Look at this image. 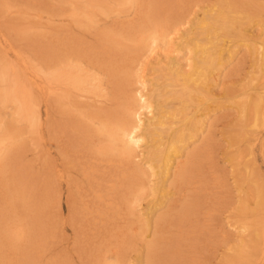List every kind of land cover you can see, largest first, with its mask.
Here are the masks:
<instances>
[{
	"label": "rangeland",
	"instance_id": "obj_1",
	"mask_svg": "<svg viewBox=\"0 0 264 264\" xmlns=\"http://www.w3.org/2000/svg\"><path fill=\"white\" fill-rule=\"evenodd\" d=\"M156 15L166 32L154 42ZM263 17L264 0H0V264H249L245 226L264 232V100L258 114L242 105L264 98ZM112 30L134 62L121 99L99 67ZM68 41L89 54L86 80L72 89L75 113L48 116L34 81ZM143 78L153 111L141 115V147L117 145L131 153L119 164L104 127L79 113L98 123L115 98L137 110L130 88ZM72 119L89 150L64 146ZM177 128L192 129L177 154L183 178L158 167Z\"/></svg>",
	"mask_w": 264,
	"mask_h": 264
},
{
	"label": "bare ground",
	"instance_id": "obj_2",
	"mask_svg": "<svg viewBox=\"0 0 264 264\" xmlns=\"http://www.w3.org/2000/svg\"><path fill=\"white\" fill-rule=\"evenodd\" d=\"M225 11H227V10H225ZM137 13H140V12L138 11ZM260 13H262V12H260ZM82 16L84 17V14H82ZM156 17H155L156 25H154V27H151V29H150L151 32H150L149 36H147L154 42H156L157 40H160V39H164L165 32H166V30L163 27V24H161L162 20L161 19L159 20V18L161 16L156 15ZM226 18L224 17L225 20H226ZM230 18H232V17H230ZM248 19H249V17H248ZM259 19L261 22V18H259ZM134 20H135V18H134ZM239 20H240V18H239ZM227 23H229V22H227ZM246 23H247V21H246ZM236 24L237 23L235 22L233 25L236 26ZM227 26H228V24H227ZM242 27L243 26H241V28ZM133 29H134V25H133ZM217 29H219V28H217ZM130 30H132V29H130ZM112 31H113L112 38H110V40L109 39L106 40L104 48H103V53L107 57V59L100 62L99 67L104 72H106L105 75L109 78V80L112 81L111 83H112V85H114V89L116 87L117 89L120 90L119 95H118V97H119L120 95L124 94L125 90H126V78L124 75H121V73H122V71H132V66L134 67V65H133L134 62L132 61V59L130 60L131 57L129 59L126 57L119 58V55H118V49H119L118 43L119 42H117L116 39H113L114 38L113 36H115V34L118 35V33H117L118 30H112ZM138 31L140 33H143V31H141V29H138ZM121 37H123V35ZM64 44L66 47H64L63 50L60 51L59 47L56 46V48L54 50H52L50 53V60H51V64H50L51 67L50 68L51 69H49V70L51 72H49L48 79L44 80L42 77H40L41 75L37 74L36 77L37 76L38 77H37L36 81H34V84L37 88L36 91L38 92L37 94L39 96L38 98H40L42 100L46 99V101H47L46 110H47L48 116L50 115V107L51 106H53L55 109L57 108L58 110H61V109H59V107L62 105L63 109L68 110L69 113H71V114L75 113L74 111L77 110L76 109L77 103L73 102V100H72V95H71V94H73L72 89L73 88L75 89L76 87L81 86L82 85L81 81L83 79L86 80V77L84 76L85 69L82 67V65L79 63V61L83 57H85V56L87 57L89 54L86 53L84 50H79L77 48V46L76 47L71 46L69 41H68V43L65 42ZM121 46L122 45H120V47ZM92 50H94V49L92 48ZM106 57H104V58H106ZM261 57L264 58V55H262ZM115 59H118V60L121 59L120 61H118L119 65L116 64L117 62L115 64H113V60H115ZM208 60H209V58H208ZM261 60H262V58H261ZM109 71H111V72H109ZM47 72H48V70H47ZM180 72L181 71H179V73ZM185 74L186 73H184V75ZM187 74H189V71ZM187 74L185 76L183 75L184 76L183 78L187 79L188 78ZM191 75H193V74H191ZM195 75L197 76V74H195ZM198 75H200V74L198 73ZM44 76H45V74H44ZM202 76L204 77V75H202ZM202 79H204L205 82L207 80H209V79H207V76H205ZM18 81L19 80H16V81L14 80L12 82L13 84H12L11 89L15 90V93H16L15 95L21 97L20 94L22 95L25 90L18 92V88H22V86H23V85L22 86L18 85L19 84ZM193 81H194V83H196L198 81V79L196 78V80H195V78H194ZM98 82H100L98 79L94 80V83H98ZM140 83L141 84L138 85V87L136 86L134 89L130 88V90L132 91V94H130V95L134 94L135 98L138 97V99L140 100V106L138 107L137 110L136 109L133 110V103L130 104L127 101H125L124 99H123V101H118L115 98L116 102H114V103H115L116 107L115 108L113 107L114 109L110 108L111 110L107 109V111H105V112L103 111V109L101 111L100 110L98 111V113H99L98 121L100 123L99 122L97 123L94 120H92L89 115H84V117L82 118V114L79 113V118L85 119L86 122L90 121L92 123V125L95 126L96 131L101 129V125L104 127V129H105L104 130V132H105L104 139L109 141L108 142L109 145L112 146V149L109 151L108 156L111 157L112 155H114L115 151L118 152L119 154L117 156L116 162H118L119 164L128 165L129 160L131 161V153L125 152L123 150H119V148H117V145L119 146V144H121V141H122V146L124 148L141 147L142 141H143L142 140L143 136L141 134H139V132H138L140 127L142 125H144L143 124L144 121H142L141 115L143 113L146 115L147 113H151L153 111V104L150 100L151 96H148V93H147L148 92L147 91V82L143 78V80L141 79ZM135 92H137V93H135ZM259 93H261V95H263V97H264V94H263L264 92L260 91ZM25 94H27V93H24V95ZM27 95H29V94H27ZM26 96H24V97L22 96V99H20V102H21L20 104L22 105V103H23V106H27L29 108V105L26 104V102L28 100V97H26ZM26 98H27V100H26ZM257 98H258V100L260 98V100L258 101ZM257 98H255V100L257 102H254L255 100L253 102L250 101L251 103L245 102L246 105L245 104L242 105L243 109H245L246 112L254 110L253 112H256V114H258L260 111L259 109L261 107L260 103L264 100V98L261 99V97H259V96ZM119 99H121V97H119ZM14 100H15V98H14ZM24 104H26V105H24ZM20 110H21V108H20ZM28 111H26V112H28ZM260 112L262 113L263 111H260ZM98 113L96 115H98ZM161 115H162V113H161ZM163 115H164L163 116V118H164L165 113ZM166 115H168V114L166 113ZM254 115H255V113H254ZM37 116H38V119L41 117L39 115V113ZM131 116H133L132 119H131ZM75 117H77V116H75ZM93 119H95V118H93ZM130 120H132V121H130ZM149 120H150V118H149ZM71 121H73L70 125L71 128L68 130L67 133L65 132V137H64V133H62L63 135L61 134V136H60V138L62 137L66 141L64 146L68 149V152L74 151V153L81 150V148L84 146L85 147L87 146L88 150H89L91 148L90 144L83 142V141L78 139V133L75 131V130H77V128H76L77 125L74 126L75 120L72 119ZM152 121H154V120H152ZM159 121H160V125L165 123L164 122L165 120L163 121L162 118H160ZM179 123H181V122H179ZM39 125L42 126L41 119H40ZM47 125H49V123ZM184 127H185V125H184ZM177 129L178 130L175 129L176 131L173 129L174 132H171V133L169 132V137H172V141H171L172 143L169 142L170 144H172L170 149L169 148L167 150L165 149L166 151H163L162 153H160L161 155L158 156L159 158H161L159 160L160 165L158 167H159L160 171L162 172V174H164V173L169 174L170 170L173 167H175V166L177 167V164L179 163L177 160V158H179V155H177V154L179 152L180 153L182 152L180 142L184 143V141H186L189 138V134H190L189 132L192 131V129H188L187 131H185L184 128H183L184 130H181L182 128H180V129L177 128ZM167 133H168V131H167ZM172 133H174V134H172ZM97 134L101 135V133H98V132H97ZM152 134H154V133H152ZM157 135H159V134H157ZM85 147L83 148V151L87 149V147H86V149H85ZM95 150L98 154L97 155L95 153L97 156H101L104 153V152H102L103 150H101V149H95ZM92 152L94 154V150ZM83 154H84V152H83ZM96 155H94V156H96ZM154 162H155V160H154ZM108 166H112V165L109 163ZM113 167H114V165H113ZM176 170H178V172L176 174V178H183L185 176L184 175L185 172L183 173L184 169H183L182 165L178 166ZM115 172L113 173L114 175L116 174ZM110 176H111V174H110ZM181 181H182V179H181ZM140 187H141V189L144 190L145 184L142 183L140 185ZM116 191H117V188H116ZM255 224L256 223L253 222L250 224L248 223L245 226L246 229H248V230L253 229V231H255L254 232L255 234L253 235V243L255 242V244L250 245V246H246L245 256L247 258H249V260H248L249 264H264V232L258 233L259 231L257 232V230H259V229H258L257 225H255ZM254 227H255V229H254Z\"/></svg>",
	"mask_w": 264,
	"mask_h": 264
}]
</instances>
